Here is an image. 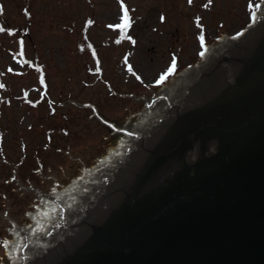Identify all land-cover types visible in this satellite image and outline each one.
Listing matches in <instances>:
<instances>
[{
    "label": "water",
    "instance_id": "water-1",
    "mask_svg": "<svg viewBox=\"0 0 264 264\" xmlns=\"http://www.w3.org/2000/svg\"><path fill=\"white\" fill-rule=\"evenodd\" d=\"M261 3L256 25L249 16V28L237 36L229 35L232 41L220 36L221 41L207 51L206 56L233 42L232 48L217 55L218 63L215 61L224 70L228 67L232 83L223 80L222 88L211 97L201 89L190 103L177 100L174 104L181 110L176 120L169 108H162L160 119L151 122L153 137L132 153L138 157L121 164V170L114 169L116 175L101 189L94 188L104 196L96 212H90L83 202L81 212L59 217L61 192L54 184L44 196L43 190H34L44 201V209L48 207L44 215L49 218L38 232L46 239V247L37 248L39 252L22 264H264V2L259 0ZM209 78L201 82L208 85ZM171 90L168 87L164 92ZM181 92L180 99H184ZM156 115L155 109L147 118ZM131 131L128 127L123 141L129 140ZM117 151L99 164L107 163ZM68 197L63 195V207ZM39 209L44 210L35 207V213H27L31 223ZM59 229H63V237L51 235ZM14 233L15 241H4L9 264L24 239L18 226ZM30 245L26 241L25 247Z\"/></svg>",
    "mask_w": 264,
    "mask_h": 264
},
{
    "label": "rangeland",
    "instance_id": "rangeland-1",
    "mask_svg": "<svg viewBox=\"0 0 264 264\" xmlns=\"http://www.w3.org/2000/svg\"><path fill=\"white\" fill-rule=\"evenodd\" d=\"M258 3L0 0L10 25L26 20V52L46 65L38 95L30 90L38 85L37 77L19 75L23 67L15 42L18 34L0 32V264H9L4 241H15L14 227L30 225L27 213L44 209L34 190H43L44 196L50 184L61 193L71 188L83 168H92L119 139H126L108 125L135 120L144 110V96L197 63L200 53L220 36L245 29ZM23 6L30 20L21 14ZM125 8L133 23L117 28ZM173 60L174 71L158 84ZM21 85L29 101L19 95Z\"/></svg>",
    "mask_w": 264,
    "mask_h": 264
},
{
    "label": "trees",
    "instance_id": "trees-1",
    "mask_svg": "<svg viewBox=\"0 0 264 264\" xmlns=\"http://www.w3.org/2000/svg\"><path fill=\"white\" fill-rule=\"evenodd\" d=\"M20 12H22L21 14L23 15V17L27 20H30L31 14L28 13V10L26 8V6L21 7ZM8 21V22H7ZM7 21H5L4 19V12L0 9V28H3L6 34H8V31L11 30V32H16L15 34H18V38L16 37L15 42L19 41H24V34H29L30 32L28 31V25H26V20L25 21H21V23L17 24V25H10L11 23L9 22V20L7 19ZM133 23V21L130 22V25ZM2 33V32H1ZM14 36V35H13ZM123 38H128V37H123ZM19 39V40H18ZM18 53H20V44H19V50ZM19 61L21 62L20 65L21 67H23L21 69V72L19 73V75L23 74L24 72H27L28 74H31L35 77H37L39 83L38 85H36L35 87L30 88V90L34 91L35 94L42 93L43 92V83H41V76L43 77V80H45V76H46V65L43 64L40 61V57L38 55L32 56V55H28V53L26 52L25 49V45L23 46V55L19 56ZM0 85H3L0 81ZM25 87L23 85L19 86L18 90H19V95L23 96L24 99H26L27 101H29V97H27L28 91H25ZM18 95V96H19ZM62 129L64 131H66V126L62 125Z\"/></svg>",
    "mask_w": 264,
    "mask_h": 264
},
{
    "label": "snow or ice",
    "instance_id": "snow-or-ice-1",
    "mask_svg": "<svg viewBox=\"0 0 264 264\" xmlns=\"http://www.w3.org/2000/svg\"><path fill=\"white\" fill-rule=\"evenodd\" d=\"M189 2H191V0H189ZM209 2H211V0H209ZM248 6H249L250 9L253 8V5H252L251 2L249 3ZM122 8H123V6H122ZM255 9L259 10L260 9V5L259 4L255 5ZM123 12H124V15L121 17V21L122 22L120 24H118V25L115 26L117 28H125V27H127V26L130 25V18L127 15V9L126 8L123 9ZM256 15H257L256 11H253L252 12V19L254 21L256 19ZM162 19H163V17H162ZM109 27H113V26L112 25H109ZM3 31H4V29L3 28H0V32H3ZM8 34L9 35H12L13 33L11 32V30H9V33ZM199 40H200L201 47H203L204 46V36H203V34L200 35ZM19 44H20V53H19V55H23L24 42L21 40V41H19ZM201 55H203V52H201ZM174 68H175V60L172 61V66L168 69V71L165 74H163V75L160 76V78L157 80V83L159 84V83L163 82L166 79V77L168 75H170L174 71ZM40 82L41 83L44 82L42 76H41V81ZM0 87H3V85H0ZM25 95H27V94H25Z\"/></svg>",
    "mask_w": 264,
    "mask_h": 264
},
{
    "label": "flooded vegetation",
    "instance_id": "flooded-vegetation-1",
    "mask_svg": "<svg viewBox=\"0 0 264 264\" xmlns=\"http://www.w3.org/2000/svg\"><path fill=\"white\" fill-rule=\"evenodd\" d=\"M216 73V74H215ZM212 75V74H211ZM220 75H221V71H218V70H216L215 72H214V75H212V78H214V80H213V85H214V87L216 88V86H217V84H218V80H220ZM214 88V89H215ZM214 91H212L211 89H209V92H208V94L210 95V97L211 96H213L214 95ZM206 101V100H205Z\"/></svg>",
    "mask_w": 264,
    "mask_h": 264
},
{
    "label": "bare ground",
    "instance_id": "bare-ground-1",
    "mask_svg": "<svg viewBox=\"0 0 264 264\" xmlns=\"http://www.w3.org/2000/svg\"><path fill=\"white\" fill-rule=\"evenodd\" d=\"M247 28H249V25L247 26ZM247 28H246V29H247ZM246 29H244V30H246ZM244 30H243V31H244ZM243 31H241V32H243Z\"/></svg>",
    "mask_w": 264,
    "mask_h": 264
}]
</instances>
